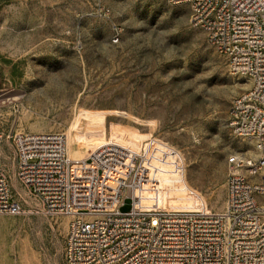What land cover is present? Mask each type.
<instances>
[{
    "label": "rangeland",
    "instance_id": "1",
    "mask_svg": "<svg viewBox=\"0 0 264 264\" xmlns=\"http://www.w3.org/2000/svg\"><path fill=\"white\" fill-rule=\"evenodd\" d=\"M189 18L187 4L167 0H0V94L18 96L0 100V131L64 133L75 157L119 129L152 135L180 152L207 208L222 210L228 158L253 150L228 124L247 85ZM13 154L5 143L0 167L14 198L31 203ZM168 194L190 204L182 190ZM130 207L124 198L119 210ZM68 221L0 213V264H66Z\"/></svg>",
    "mask_w": 264,
    "mask_h": 264
},
{
    "label": "built area",
    "instance_id": "2",
    "mask_svg": "<svg viewBox=\"0 0 264 264\" xmlns=\"http://www.w3.org/2000/svg\"><path fill=\"white\" fill-rule=\"evenodd\" d=\"M167 1L190 7L192 26L245 80L228 124L253 150L228 158L225 206L214 211L186 184L180 152L152 135L119 129L75 157L64 133L0 131V151L12 147L14 176L33 203L14 198L0 167V213L68 217L66 264H264V0ZM178 190L190 204L170 203Z\"/></svg>",
    "mask_w": 264,
    "mask_h": 264
},
{
    "label": "bare ground",
    "instance_id": "3",
    "mask_svg": "<svg viewBox=\"0 0 264 264\" xmlns=\"http://www.w3.org/2000/svg\"><path fill=\"white\" fill-rule=\"evenodd\" d=\"M18 96H16V94L14 93H8V94H6V93H1L0 94V100L2 101L3 99L5 100V99H8V100H10L11 98H17ZM69 152H70V155L71 156H77V155H79V153H78V151L76 150V151H73V150H69Z\"/></svg>",
    "mask_w": 264,
    "mask_h": 264
}]
</instances>
